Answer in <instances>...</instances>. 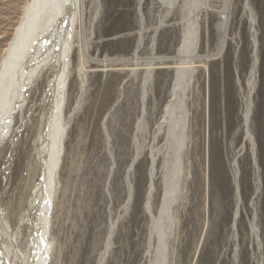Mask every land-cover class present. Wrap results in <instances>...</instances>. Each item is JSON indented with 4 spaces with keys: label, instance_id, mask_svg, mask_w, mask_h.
<instances>
[{
    "label": "rangeland",
    "instance_id": "374dc122",
    "mask_svg": "<svg viewBox=\"0 0 264 264\" xmlns=\"http://www.w3.org/2000/svg\"><path fill=\"white\" fill-rule=\"evenodd\" d=\"M27 2L0 0V62ZM166 2L86 1L49 264H255L247 239L258 186L264 264V0ZM251 18L258 66L247 123ZM190 35L198 48L185 56ZM44 120L24 109L0 151L3 243L40 179Z\"/></svg>",
    "mask_w": 264,
    "mask_h": 264
},
{
    "label": "bare ground",
    "instance_id": "6f19581e",
    "mask_svg": "<svg viewBox=\"0 0 264 264\" xmlns=\"http://www.w3.org/2000/svg\"><path fill=\"white\" fill-rule=\"evenodd\" d=\"M86 1L28 0L22 19L0 62V151L10 135L16 115L31 105L45 111L44 129L38 138L35 151L40 179L36 182L30 197L28 196L29 201L22 216L19 214L21 218L17 227L15 226L16 229L13 230L6 223L7 243L2 242L0 235V264H49L52 257V214L58 171L65 147L68 85L72 75V57L78 46V38L82 33L83 25H85ZM162 1L166 2V0ZM200 7L205 10L209 9L205 2H202ZM251 22L254 60L248 80L250 100L244 114L247 123H249L251 114V97L257 84L258 66L257 23L253 18ZM191 36L184 40L185 43L183 41L184 45L181 44L183 47L180 49L185 56H193L198 48L197 39H192ZM247 136L253 141L249 132ZM236 190L238 205L234 213L232 229L237 237L241 203L237 185ZM259 192L260 187L258 186L251 202L250 234L247 239L248 254L251 255L252 260L255 259V264H263V243L256 205ZM22 237H24V242L21 244ZM244 241L246 242V239ZM11 255L14 256L13 260H11Z\"/></svg>",
    "mask_w": 264,
    "mask_h": 264
}]
</instances>
